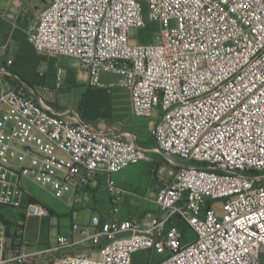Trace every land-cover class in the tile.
Wrapping results in <instances>:
<instances>
[{
  "label": "built area",
  "instance_id": "built-area-1",
  "mask_svg": "<svg viewBox=\"0 0 264 264\" xmlns=\"http://www.w3.org/2000/svg\"><path fill=\"white\" fill-rule=\"evenodd\" d=\"M132 30L151 38L133 40ZM10 40L0 44V208L22 207L27 182L56 199L104 182L119 203L114 176L146 149L49 105L44 93L64 89L67 71L57 68L52 87L21 82ZM27 40L39 55L78 60L93 88H113L103 77L117 76L133 116L152 124L156 151L176 165L156 193L158 214L94 216L73 227L78 239L59 234L58 249L72 252L49 264H136L141 252L149 264H260L264 0H49ZM47 216L27 204L26 217ZM7 244L0 218V264H33L35 253Z\"/></svg>",
  "mask_w": 264,
  "mask_h": 264
},
{
  "label": "rangeland",
  "instance_id": "rangeland-1",
  "mask_svg": "<svg viewBox=\"0 0 264 264\" xmlns=\"http://www.w3.org/2000/svg\"><path fill=\"white\" fill-rule=\"evenodd\" d=\"M48 3L49 0H0V44H5L11 39L6 57L15 61V71L19 74L17 76L20 81L25 82L26 77L31 82H43L52 87L56 69L63 67L67 71L64 89L44 93L46 102L60 112L73 111L84 123L119 136L122 140L135 139L140 148L146 149V153L142 161L121 173L123 176L120 178L119 187L125 193L120 195L117 204L114 203V197L108 192L104 182L95 188L89 187L80 191L74 197L67 195L62 199H56L49 188L28 182L22 207L0 208V218L3 217L1 220L8 235L7 248L20 249L23 246L26 247V251H33L35 253L31 261L33 264H49L63 254L72 252L58 249L59 234L73 235L74 226L79 228L90 226L94 216L105 218L107 216L108 219L133 218L141 221L158 214L155 204L157 190L170 183L176 171V165L156 151L150 121L133 116L130 94L127 89L120 86L117 76L103 77L107 83L115 84L113 88H93L89 86L87 76L78 60L53 59L39 55L32 49L27 41V32L36 26L37 16ZM143 36L144 32L141 30L130 32L133 40H139ZM144 38L141 39L143 42L151 37L148 34ZM154 38L152 36V39ZM99 91L105 92L109 104L105 109L99 110L98 118L87 120L79 106L84 97L95 100ZM87 112L92 118H95L94 113H98L93 109ZM29 202L42 204L50 210V216L26 217ZM188 235L190 236L189 232ZM73 237L79 238L77 234ZM135 258L138 263L149 261L148 252L138 253ZM162 258L154 256L150 263H156ZM260 264H264V255Z\"/></svg>",
  "mask_w": 264,
  "mask_h": 264
},
{
  "label": "trees",
  "instance_id": "trees-1",
  "mask_svg": "<svg viewBox=\"0 0 264 264\" xmlns=\"http://www.w3.org/2000/svg\"><path fill=\"white\" fill-rule=\"evenodd\" d=\"M150 30L151 31H153V29H152V26L150 27ZM149 30V31H150ZM28 41V40H27ZM29 43V42H28ZM29 45H30V43H29ZM31 46V45H30ZM32 47V46H31ZM32 49H33V47H32ZM35 51V50H34ZM19 61H21V59H19ZM15 67H16V63H15V61H13V65H12V67H11V70H12V72L15 74V75H19L16 71H15ZM57 70V69H56ZM17 74H16V73ZM56 72V71H55ZM55 74V73H54ZM55 76V75H54ZM67 77V76H66ZM24 80H25V83H27L28 85H30V86H32V87H34V86H40V85H45L43 82H40V83H34V82H31V81H29L28 79H26V77L24 78ZM65 83H66V81H65ZM100 93H98V97L96 96V99L94 100V99H87L86 97H84L83 98V100H82V102H81V104H80V106H79V109L82 111V113H83V117L85 118V119H96V118H98L99 116H100V113H99V110H101V109H105L106 107H107V105L109 104V101L106 99V94H105V92H103V91H99ZM89 109H93L94 111H96V112H98V113H94V115H93V117H95V118H92L90 115H89V113L87 112ZM1 218L3 219V217L1 216ZM190 233V231H189V229H186L185 231H184V235H185V237H186V239L188 240L191 236H187V233ZM191 234V233H190ZM161 260H163V258L161 259ZM160 260V261H161ZM160 261H158V262H160ZM157 263V262H156Z\"/></svg>",
  "mask_w": 264,
  "mask_h": 264
},
{
  "label": "crops",
  "instance_id": "crops-1",
  "mask_svg": "<svg viewBox=\"0 0 264 264\" xmlns=\"http://www.w3.org/2000/svg\"><path fill=\"white\" fill-rule=\"evenodd\" d=\"M128 169V168H127ZM127 169H125V170H127ZM124 170V171H125ZM124 171H122L121 173H123ZM121 173H119V174H117V175H115L114 176V179L116 180V182H117V184L119 185V182H121V180H120V178L123 176H121ZM28 183V182H27ZM31 183V182H30ZM27 185V184H26ZM158 191V190H157ZM107 217V216H106ZM120 220H124V219H120ZM20 249H22L24 252H29V253H33V251H26L25 249H26V247H21ZM136 257V256H135ZM135 263L137 264L138 262L136 261V258H135ZM138 264H146V262L144 261V262H139Z\"/></svg>",
  "mask_w": 264,
  "mask_h": 264
},
{
  "label": "water",
  "instance_id": "water-1",
  "mask_svg": "<svg viewBox=\"0 0 264 264\" xmlns=\"http://www.w3.org/2000/svg\"><path fill=\"white\" fill-rule=\"evenodd\" d=\"M179 224L183 229L187 228V224L184 221L180 220Z\"/></svg>",
  "mask_w": 264,
  "mask_h": 264
}]
</instances>
